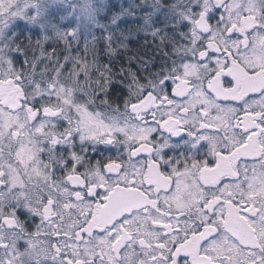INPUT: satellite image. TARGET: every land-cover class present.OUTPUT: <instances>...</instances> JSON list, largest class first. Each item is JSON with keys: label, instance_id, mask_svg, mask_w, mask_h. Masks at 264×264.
Masks as SVG:
<instances>
[{"label": "snow or ice", "instance_id": "obj_1", "mask_svg": "<svg viewBox=\"0 0 264 264\" xmlns=\"http://www.w3.org/2000/svg\"><path fill=\"white\" fill-rule=\"evenodd\" d=\"M0 264H264V0H0Z\"/></svg>", "mask_w": 264, "mask_h": 264}]
</instances>
